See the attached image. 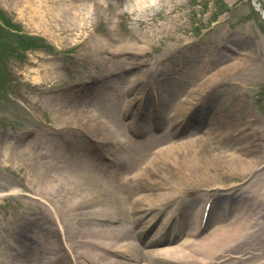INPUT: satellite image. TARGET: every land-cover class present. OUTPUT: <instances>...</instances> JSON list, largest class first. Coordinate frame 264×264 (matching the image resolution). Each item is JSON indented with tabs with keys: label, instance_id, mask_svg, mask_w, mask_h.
<instances>
[{
	"label": "rangeland",
	"instance_id": "1",
	"mask_svg": "<svg viewBox=\"0 0 264 264\" xmlns=\"http://www.w3.org/2000/svg\"><path fill=\"white\" fill-rule=\"evenodd\" d=\"M70 1L89 4L85 27L66 14L45 13L48 31L47 24L37 25L21 11L26 0H0V264H85L83 257L68 252L73 243L69 236L73 239L75 232L73 244L91 249L84 241L104 240V226L96 239L94 229L79 224L81 216L62 217L64 225H58L51 189L38 174L47 169L45 162L76 171L89 159L113 172V159L121 154L129 164L126 174L136 173L151 157L133 153L142 135L131 143L121 138L131 137L134 128L158 135L151 118L160 109L166 113L158 127L172 130L176 140L205 137L214 127L213 155L227 153L240 164L230 169L219 165L212 171L214 183L191 180L181 190L177 174L189 166L188 160L159 163L145 175L150 178L126 179L108 224L132 229L136 239L144 238L138 231L150 229L149 238L162 230L177 241L174 235L181 229L189 233L201 216L202 229L210 221L206 232L242 211L250 221L244 235L211 264H264V20L257 0H160L158 10L147 0L143 6L136 0ZM49 6H56L54 0L45 1L42 11ZM119 91L132 97V105L127 97L111 94ZM160 95L180 98L183 116L176 117L174 99L159 100ZM82 108L99 115L112 134L100 127L83 130ZM104 138L112 144H96ZM110 156L114 158L108 160ZM151 190L177 198L152 209L144 201L132 208ZM108 200L106 191L94 206L107 209ZM81 224L93 226L89 218ZM64 235L69 237L65 247L54 257L19 254V246L39 250L43 242L56 248ZM121 260L145 264L130 257Z\"/></svg>",
	"mask_w": 264,
	"mask_h": 264
},
{
	"label": "bare ground",
	"instance_id": "2",
	"mask_svg": "<svg viewBox=\"0 0 264 264\" xmlns=\"http://www.w3.org/2000/svg\"><path fill=\"white\" fill-rule=\"evenodd\" d=\"M45 1L48 0H26L27 6H23L21 8V11L28 13L31 21H33L35 24H47L45 26V29H48V31L52 30L48 26L46 18H44L45 13H51L56 17H63L64 14H66L67 17L70 16L69 18L73 19L76 26H78L79 28L85 27L84 25H86L90 14V7L88 3H74L73 1L67 2V0H54L56 6H49V9H47L46 11L44 10L43 12L41 7ZM144 2L146 3L145 0H141V6L144 5ZM177 73L179 74L180 72ZM111 94L116 95V98L119 96L127 97V104L129 106L132 105V97H130L127 92L119 91ZM168 98L172 100L174 99V101L176 102V111H178L176 117H182L185 112H183L182 101L180 98L177 100L175 99V97H165L163 95H160L158 99L165 100ZM78 113L80 114L81 118L82 116H85L83 119L84 125L81 124L83 126V130H95L97 127H100L101 131L112 134V130L107 125L108 123L103 121L99 115L97 116V114L89 113V110H87L86 112L84 108H82V111L78 109ZM165 113V111H162V109H160V112L157 113V116H152L151 119L154 122L156 121L155 123L157 127H155L157 129L159 128L158 125L160 124L159 123L157 125L158 120L160 121V117L165 118ZM153 117L155 118L153 119ZM230 119L234 118L230 117ZM149 124L148 126L152 127L153 123L152 125ZM213 128H208L207 131H209V133L205 137H195L192 139L188 138L182 141L176 140L175 137L171 138V136L174 134L170 135L171 133L166 127L157 130L159 132L158 135L152 133L151 135H146V137H143L140 140L136 139L138 147L135 148V152L133 153L136 156L140 157L145 152L151 157L150 161H146L144 164H142L140 166V169L137 172L135 171L136 173L132 175L126 174L128 172L127 166H129V164L126 166L124 162H122V154L115 156V158L112 156L108 157V160H112L114 158L113 160L117 161L115 163V171L113 172L104 169V165L102 164H100V167L99 164L96 165L95 159L84 161L85 164H83L82 167L76 171L65 169L58 162H56V164H52V166H50L48 162H45L47 169L45 171H40L38 176L40 177L41 181L48 185V187L51 189V203L53 202L52 205L53 209L55 210L54 214L57 218V224L60 226L64 225L62 217L78 215L81 216V219H83V221L79 222L81 227H85L89 231H92L94 229V237L96 239L98 238L95 236V234L99 235L100 233H102L101 226H104L102 231H106V233L101 234L104 237V240H95L90 238L88 241H84L86 245L93 246L91 249L79 248V246L74 245L73 243L76 242L77 234L73 232V239L71 238V236H69V238L66 235L62 236V238H58L56 240L57 243L55 244L56 248L50 247L49 244L45 245L43 244V242L40 244V247H38L39 250L36 246L27 247V249L25 246H19V254H21L22 256L28 255V257H38L45 259L46 254L53 253L54 257L55 253H62V250L65 247L64 241L68 240L69 238L70 243H73L70 244V251L68 252L72 253L73 256L75 255L76 259L78 257H83V261L85 262V264H87L86 261L91 262L92 264H130L127 263L128 261H125L123 263V260L121 259L124 257L134 258V260L143 261L145 262V264H211L214 261H219L223 256L226 255L224 253H227L231 250L232 243L237 238L244 235V230L248 228V223L250 224V221L246 219L242 211H238L239 214H236L234 217H232L231 221L219 222L217 225L210 227V229H206V232H203V230L207 228L210 221H206L202 229L201 227L204 223V219L203 216H201L200 220L197 219L195 221L196 223L191 228L189 233H186V231L181 232V229L179 233L174 235V240L177 237L179 238L177 241H172V239H170L169 237L166 238V236L162 234V230H159L153 237L149 238L148 233L150 232V229L148 231L147 229L138 231V234L143 232L142 235L144 238L140 239L138 237V239H136V233L133 232L132 229L128 230L127 232L124 231V228L122 227H120L119 229L118 225L112 226L111 224H108V221L114 220V213L118 208L117 203L120 201L118 192L123 191L124 187L127 186V184L125 183L126 179L127 181H130L132 179L143 181L146 178H150L145 175L149 172V170H152L153 167H155L159 163L164 165H170L173 162L182 163L178 160L182 157L188 160L189 166L181 169L180 174H177V178L181 181V183H178V186H181V190H183L184 185L186 186V183L191 180H194L196 182H198L199 180H204L203 184L214 183L216 179H214L215 177L212 176V171L217 170L219 165L229 169L236 167L235 165H239L240 163L235 160L234 157H231V155L227 153H216L213 155L211 150L213 149L211 144H213V142L215 141V138L213 136ZM134 130L136 131L131 133V137L125 136L121 139H124V142L130 141L131 143L135 139H133V136L137 135V132L141 133L140 130H137L135 128ZM142 131H144V129ZM104 139L105 140L98 139L97 141L95 140V142H97V145L99 143L112 144L113 142V140H109V138ZM18 154H20V156L22 157L23 152L20 151L18 152ZM127 159L130 160V156L127 157ZM132 165L134 166V162ZM144 167H147L144 169L146 171H142L141 173H139L141 168ZM47 170L50 172L47 173ZM205 177H208L207 182L205 181ZM112 181L115 182L110 184L108 183ZM106 191L109 199L111 200H108L107 209H104L103 207H101L100 209L96 208L94 205L96 204L97 199ZM151 191L153 193L148 192L147 194L137 198L136 203H134L132 208H134L135 205L137 207V203L144 201L147 202L150 205L149 208L152 209L157 205L161 206L170 202V197H172V200L177 198L175 197L177 196L175 193L170 194V192L163 191L157 192L155 194L154 190ZM41 198L44 200H48L45 195H42ZM155 198L159 203L153 201L155 200ZM61 202L64 203V205ZM62 206L64 207L62 208ZM85 207L87 208V210L83 211ZM89 208L92 209L90 210ZM138 210L139 209L136 208L134 211ZM98 217L100 219H97ZM101 217L105 218L103 222V219L101 220ZM88 218L93 223V226L90 229L88 225L81 224L82 222H84V219ZM156 218L157 215L155 214L152 221ZM159 220L161 221V217L158 219V223ZM168 220L169 219L167 218V221ZM150 221L151 220H149L147 223H149ZM128 238H131V240H129L127 243H120L122 239ZM169 241L170 243H167ZM118 244H120L119 248ZM148 244L151 248H146V245ZM140 245L144 247H141ZM28 246H30V243ZM95 249H97V251H95ZM105 250L115 255L116 257H108ZM245 259L246 257L241 258V260Z\"/></svg>",
	"mask_w": 264,
	"mask_h": 264
},
{
	"label": "clouds",
	"instance_id": "3",
	"mask_svg": "<svg viewBox=\"0 0 264 264\" xmlns=\"http://www.w3.org/2000/svg\"><path fill=\"white\" fill-rule=\"evenodd\" d=\"M137 4L141 3V0H136ZM147 4L151 5L153 8H155L156 10L159 9L160 6V0H147Z\"/></svg>",
	"mask_w": 264,
	"mask_h": 264
},
{
	"label": "water",
	"instance_id": "4",
	"mask_svg": "<svg viewBox=\"0 0 264 264\" xmlns=\"http://www.w3.org/2000/svg\"><path fill=\"white\" fill-rule=\"evenodd\" d=\"M260 11H261V14H262V16L264 17V10H263V7L260 5Z\"/></svg>",
	"mask_w": 264,
	"mask_h": 264
}]
</instances>
